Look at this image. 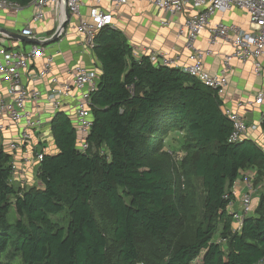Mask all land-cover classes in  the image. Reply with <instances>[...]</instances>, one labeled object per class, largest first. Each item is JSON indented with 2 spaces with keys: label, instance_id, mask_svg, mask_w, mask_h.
<instances>
[{
  "label": "trees",
  "instance_id": "obj_1",
  "mask_svg": "<svg viewBox=\"0 0 264 264\" xmlns=\"http://www.w3.org/2000/svg\"><path fill=\"white\" fill-rule=\"evenodd\" d=\"M6 1L24 8L33 0ZM92 53L100 73L87 151L77 148L71 116L55 113L49 128L56 153H44L38 188L20 189L11 183L12 156L0 144V257L11 252L23 264H192L202 253L195 264L262 260L264 192L239 230L223 198L246 172L255 173L254 186L264 181L261 147L229 144L232 126L216 93L181 70L135 59L119 31L101 29ZM173 131L184 137L186 173L201 181L204 213L193 239L171 247L168 237L187 205L155 159L165 157L160 148ZM98 197L110 227L96 216ZM60 214L64 225L52 220ZM149 243L166 250L164 257L149 259Z\"/></svg>",
  "mask_w": 264,
  "mask_h": 264
},
{
  "label": "built area",
  "instance_id": "obj_2",
  "mask_svg": "<svg viewBox=\"0 0 264 264\" xmlns=\"http://www.w3.org/2000/svg\"><path fill=\"white\" fill-rule=\"evenodd\" d=\"M100 3L101 0H33L28 5L32 9L31 16L21 29L20 35L35 39L37 26L48 16L51 14L60 16L62 24L66 21L65 11H67L69 18L75 19L73 31L81 38L83 49L92 51L96 35L104 27H109L113 12L129 3H149L162 14L171 16L183 14L186 6L191 3L196 13L187 17L178 30V35L184 40L183 46L187 51L186 61L183 63L176 56L163 57L162 66L181 70L215 92L220 99L228 85V75L234 61L250 63L256 76L261 73V61L264 59V0H110L113 12L102 9ZM85 6L88 8L87 15L82 13ZM21 9L22 7L15 3L0 0V12L13 10L17 13ZM232 9L246 16L248 29L223 21H213L216 15H224ZM161 25H165V22ZM203 32L208 33L206 47L199 49L196 48V42ZM217 40L227 43L230 51L221 54V70L218 73H210L204 69V59L216 55L213 46ZM44 55V48L37 45L21 49L8 48L0 43V76L6 83V96L0 99V139L10 131L15 132V138L2 140L0 144L3 150L12 156L11 183L13 185L15 182L18 184L29 182L31 176L29 174V177H26L28 173L26 169L33 162L39 165L45 155V150L39 148L36 138L41 136L46 123L37 111L28 108L29 104L38 103L43 97L53 113L61 111L67 114L62 111L65 101L73 105L77 148L81 152L89 148L86 139L92 127L91 93L96 90L97 75L77 64L68 71V78L61 81L59 77L52 74L54 57ZM41 57H44V61L36 78L33 79L53 84L44 95L39 88L35 86L31 89L27 88L22 82V77L29 72L31 63ZM149 60L156 66L154 56H151ZM261 104H263V98L259 94L254 99L249 97L237 101L234 109L223 108V113L232 126L227 139L229 144L246 140L248 133L256 130V126H249L246 123L242 111L253 109ZM260 144L263 145L261 149L264 153V134ZM251 182H246V192L240 197L238 210L232 211L234 190L231 189L232 191L230 190L223 197L224 200L229 201L227 212L231 215L236 230L241 228L245 217L253 211V195L256 190L251 186ZM260 189L264 191V181ZM257 264H264V258Z\"/></svg>",
  "mask_w": 264,
  "mask_h": 264
},
{
  "label": "crops",
  "instance_id": "obj_3",
  "mask_svg": "<svg viewBox=\"0 0 264 264\" xmlns=\"http://www.w3.org/2000/svg\"><path fill=\"white\" fill-rule=\"evenodd\" d=\"M101 8L104 10L112 11V5L110 0H101ZM32 9L30 6L22 8L19 12L13 10H7L0 12V28H4L14 33H19L21 29L27 24L31 16ZM82 13L87 15L88 8L85 6ZM196 13V10L189 3L183 14L171 16L169 14H162L157 8L153 7L149 3L128 5L119 8L113 12V19L109 27L119 31L126 39L127 43L131 47L132 54L135 59L142 57H155V64L162 65L163 57H179L184 63L187 58V51L184 49V40L178 35V30L181 27L184 20ZM75 19L70 17L63 32L59 35L58 39L54 43H50L46 46H39L44 48L45 57H54V67L52 74L64 81L68 78V71L75 65L80 64L87 70L96 73L97 77L100 73V66L96 62L91 50H84L82 47L81 38L73 31V25ZM214 22L223 21L228 24H236L245 29L249 28V24L246 16L238 10L232 9L224 15H216L213 18ZM165 22V25H161ZM61 25L60 16L51 14L46 18L44 22L39 24L35 32V40L46 42L53 37L58 27ZM208 33L203 32L196 42V48L203 49L206 47V40ZM0 43H3L8 48L17 47L21 49H27L32 44H27L13 39H9L0 35ZM213 50L216 53L214 57H208L204 59V69L210 73H218L222 68L221 54L230 51V47L222 40H217L213 46ZM151 54V55H150ZM44 61V57L34 60L29 68V72L22 77V82L27 88L33 86L40 89L44 95L48 88L53 84L48 81H36V74L41 68V64ZM262 70L259 76L253 73L252 65L250 63H240L234 61L232 63V70L228 75V85L226 87L224 95L221 97L222 108L234 109L235 103L239 100L246 98H256L259 94L262 95L263 104L256 106L253 109H246L242 111L245 117L246 123L249 126H256L255 131H250L246 140H250L262 147L261 139L264 134V59L261 61ZM6 83L0 76V99L6 96ZM29 109L37 111L41 118L46 123L44 130L39 138H36L39 148H43L46 154L56 153L54 142L49 129V123L55 113L52 112L50 105L45 101V97L41 98L38 103H31L28 105ZM73 105L69 101L64 102V108L62 111L67 112V115L71 116L73 123L75 124V116L73 113ZM15 138V132L10 131L5 134L2 140ZM35 145L36 142L34 141ZM263 148V147H262ZM39 165L33 162L27 170L26 177L33 176L37 173V167ZM26 172V171H25ZM33 172V175H31ZM256 175L254 172H246L243 176L237 180L232 186L235 195L233 196V208L232 210H238L240 206V197L246 192V182H251L256 192L253 195L255 199V206L258 203L260 193L264 191L260 189V184L254 186V179ZM36 180L37 176H36ZM21 182V181H20ZM34 182V181H33ZM39 182V181H38ZM32 184V177L29 182L25 184L14 183L15 188L21 187V189H27ZM230 189V190H231ZM231 190V191H232Z\"/></svg>",
  "mask_w": 264,
  "mask_h": 264
},
{
  "label": "rangeland",
  "instance_id": "obj_4",
  "mask_svg": "<svg viewBox=\"0 0 264 264\" xmlns=\"http://www.w3.org/2000/svg\"><path fill=\"white\" fill-rule=\"evenodd\" d=\"M184 137L181 132L173 131L170 132L164 139L160 148V151L165 154V157H158L155 161L161 163L163 167L167 170L170 175L171 180L176 186L177 193L181 195L183 200L187 205L186 216L180 218L177 226L173 229L172 236H169L170 246L174 247L178 243H188L193 239L194 231L200 222L203 220V189L201 186V181L195 177L190 176L186 173L184 168L185 152H184ZM167 174V175H168ZM32 177V176H31ZM34 181V182H33ZM40 183L36 180V174L32 177V184L29 188H38ZM21 189V188H20ZM262 193H260L261 197ZM240 201V200H239ZM255 199L253 200V210L255 209ZM96 216L101 221L102 225L111 226V217L109 215V210L105 205L102 198L98 197L96 199ZM236 211V210H232ZM100 215V216H99ZM8 221L12 223L16 219L14 209H11L7 217ZM52 220L59 223L60 225L65 224V216L60 214L58 216L52 217ZM220 231L215 235V241H220ZM172 241V242H171ZM145 254L149 259H160L164 257V251L157 250L155 246L151 243L146 245ZM224 246V243L222 244ZM225 247V246H224ZM11 252L9 254H4L1 256V264H23L20 257H12ZM204 253L192 264L201 261ZM113 264V263H111Z\"/></svg>",
  "mask_w": 264,
  "mask_h": 264
},
{
  "label": "water",
  "instance_id": "obj_5",
  "mask_svg": "<svg viewBox=\"0 0 264 264\" xmlns=\"http://www.w3.org/2000/svg\"><path fill=\"white\" fill-rule=\"evenodd\" d=\"M65 16H66V21L58 27V29L55 32V34L53 35V37L46 42H41V41L35 40V39H28V38L23 37L19 33H14V32H11L9 30H6L4 28H0V35L5 36L9 39H13L15 41H19V42H23V43H27V44H32V45H37V46H46L50 43L56 42L60 33L62 32V30L65 29L66 23L69 20V14L67 11H65Z\"/></svg>",
  "mask_w": 264,
  "mask_h": 264
}]
</instances>
